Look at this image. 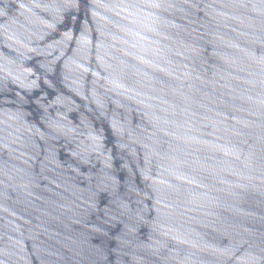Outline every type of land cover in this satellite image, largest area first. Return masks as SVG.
Returning <instances> with one entry per match:
<instances>
[{"label": "water", "instance_id": "water-1", "mask_svg": "<svg viewBox=\"0 0 264 264\" xmlns=\"http://www.w3.org/2000/svg\"><path fill=\"white\" fill-rule=\"evenodd\" d=\"M0 264H264V0H0Z\"/></svg>", "mask_w": 264, "mask_h": 264}]
</instances>
